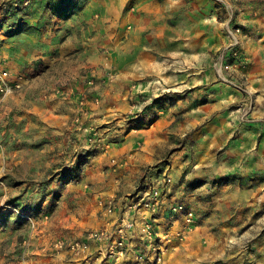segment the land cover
Here are the masks:
<instances>
[{"label":"rangeland","instance_id":"obj_1","mask_svg":"<svg viewBox=\"0 0 264 264\" xmlns=\"http://www.w3.org/2000/svg\"><path fill=\"white\" fill-rule=\"evenodd\" d=\"M29 6L25 0H0V24L16 20ZM118 22L116 42L105 55L106 62L97 64L104 71L100 79L113 81L121 75L128 84L129 110L117 125L97 126L76 112L68 116L58 100L62 79L74 76L68 68H77L74 61L81 43L62 58L56 57L48 73L36 71H43L41 58L33 59L32 69L25 73L0 60V67L22 84L20 90L0 97V264H19L20 245L28 237L33 243L40 235L69 240L98 228V202L122 196L111 192L117 163L112 160L115 156L108 157V146L120 143V129L132 132L152 105L160 107L168 100L175 104L169 88L178 80L186 86L187 118L193 127L197 121V127L186 137L172 135L169 142H162L157 160L142 170L143 183L149 175L162 179L172 151L186 145L191 152L197 146L192 141L194 130L203 129L212 140L221 129H230L224 148H233L239 133L264 139V0H125ZM230 45L234 46L223 61V51ZM97 50L102 54L106 49L97 46ZM233 50L237 59L230 56ZM90 69L81 68L80 75L90 76ZM222 75L240 89L225 84ZM94 79L86 84L94 86ZM192 84L202 88L196 91L201 94L196 100L189 97L193 89L187 87ZM85 127L96 133L95 142L88 141L90 132H84ZM248 140L244 147L252 154L251 168L243 184L236 179L233 182L238 181L239 187L217 195L211 192L213 186L207 188L198 211L201 217L196 218L192 210V231H184L183 219L178 224L169 219L166 233L155 228L161 244L165 245L166 237L170 240L165 253L170 264L184 259L226 264L240 256L251 262L264 260V145L263 151L255 153L258 144ZM95 177L101 181L94 182Z\"/></svg>","mask_w":264,"mask_h":264},{"label":"crops","instance_id":"obj_2","mask_svg":"<svg viewBox=\"0 0 264 264\" xmlns=\"http://www.w3.org/2000/svg\"><path fill=\"white\" fill-rule=\"evenodd\" d=\"M25 1L30 4L25 8V13L21 12L20 16L17 15L19 17L12 22L5 20L0 24V60H5L11 69L15 68L25 73L29 71L30 67L32 69L29 63L33 59L41 58L40 63H42L43 71H36L40 74L48 73L47 68L51 69L49 67L51 64L70 51H74L73 48L81 43L83 48L77 52L75 55L77 60L74 61L77 63V68H68L74 76L69 78L70 80L62 79L60 93L62 98L58 100L62 103L64 112L68 116L71 112H76L81 117L83 114V120H91L97 126L110 123L120 124L121 117L129 110L127 92L125 91L128 84H124L126 80H123L121 75H115L113 81L106 78L100 79L104 75V73L102 74L104 71L98 69L97 64L106 62L105 55L109 54L111 45L116 42V27L125 0ZM66 13H69V16H65ZM92 32L94 33L92 34ZM58 37H60L59 42L54 44ZM94 41H99L100 44L92 47L89 43ZM67 46H71L72 49H66ZM97 46H102L106 50L99 54ZM56 57L57 59H55ZM81 68H92L88 72L90 76L80 75ZM91 77H95L94 86L86 84L87 80L92 83ZM97 80L100 81V84L96 83ZM196 84L187 87L188 90L193 89V93H189L192 100L201 96L196 91L198 90L200 93L199 89L202 88ZM185 88V84L178 80L176 85L169 88L175 104L168 100L160 107L152 105L151 111L146 112L149 115L145 116V119L149 118L148 122L143 119L139 125L131 129L132 132L120 129L118 140L120 143L108 146V150H110L108 157L115 156L116 159L112 160L117 163V167L114 168L117 174L113 175L115 178L111 192L114 195L122 196L109 198L117 202L116 217L100 214L98 228L113 224L117 215L122 213L124 204L130 201L125 197L128 195L137 196L141 189L149 188L148 183H143L144 173L142 170L151 167L157 160V150L163 145L162 142H169L172 135L179 138L186 137L187 132L197 127L198 122L196 121L193 127L191 124L193 121L187 118L189 115H186L184 102L187 100L183 97ZM93 97L95 98L92 99ZM96 97L97 100L99 99V104L101 100L100 109H98L99 104L94 103ZM77 99H81L80 106ZM230 134V129H221L211 140L210 133L207 137L206 131L197 129L193 131L192 136V138L195 137L192 141L197 146L193 147L191 152L186 145L171 152L169 155L170 164L166 166L167 176L172 182L171 192L154 214L153 223L156 229L166 233L169 219L173 224L182 223V214L172 215L170 212V209L177 205H183L187 209L193 210L196 218H200L201 213L199 212H201L207 188L213 186L211 192L217 195L220 194V190H232L239 187L240 183L238 181L235 183L234 180L240 179L243 184L242 179L249 177L251 168L249 161L252 154L250 155L248 148L244 147L245 143L249 141L248 139L252 144L257 143L258 151L255 153H259L263 151L264 139L257 140L259 135L248 136L247 132L239 133V138L235 140L236 144L232 142L233 148H224ZM138 140H141V143ZM168 146L171 148L170 144ZM220 147L223 148L218 151ZM94 180V182H100L101 178L95 177ZM97 187L101 188V186ZM136 191L139 192L135 194ZM102 194L101 192L98 195ZM52 241L54 240L40 235L36 243H33V250L26 264H74L69 261L64 252L52 256L43 253L42 248L52 244ZM93 246L92 243L90 248ZM140 246L138 238H132L130 247L134 250ZM167 256L165 263L170 264V261L166 260ZM179 264H212V261L201 259L200 263L197 261L186 263L184 259ZM226 264H264V260L256 259L251 262L244 256H240L227 260Z\"/></svg>","mask_w":264,"mask_h":264},{"label":"built area","instance_id":"obj_3","mask_svg":"<svg viewBox=\"0 0 264 264\" xmlns=\"http://www.w3.org/2000/svg\"><path fill=\"white\" fill-rule=\"evenodd\" d=\"M232 35V32H231ZM230 45L223 51L222 60L227 56ZM230 56H238L237 51H231ZM227 68V66H225ZM221 80L234 88L240 89L238 85L226 76H221ZM91 84L90 82H88ZM20 78L13 76L6 68L0 67V97H6L21 89ZM82 102H79V104ZM98 104V100L94 101ZM79 122V118H75ZM81 129V126L80 128ZM88 133V141L95 142L96 133L90 128H83ZM144 183L149 184V188H143L140 194L133 197L129 203L124 204V209L114 220L112 225H105L97 229L86 231L83 235L75 239H58L52 241V244L45 245L43 253L48 256L60 255L66 253L69 261L74 264H166L165 253L169 238H165V245L161 244L154 227V214L160 209L162 201L167 198L171 192L172 182L167 173L162 179L148 176ZM98 206L103 216H115L117 211V202L112 199L100 200ZM172 215H183V227L185 232H190L195 228L194 213L183 205H177L170 209ZM34 231V227L32 228ZM137 237L140 247L132 249L130 241ZM94 244L90 248L91 244ZM33 250L31 237L23 240L18 253L19 264H26L30 253ZM133 250V251H132Z\"/></svg>","mask_w":264,"mask_h":264}]
</instances>
